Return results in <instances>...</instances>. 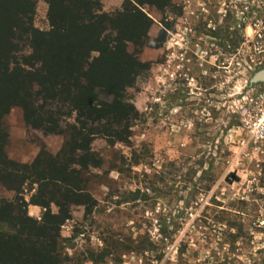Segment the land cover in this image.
<instances>
[{"label": "rangeland", "instance_id": "1", "mask_svg": "<svg viewBox=\"0 0 264 264\" xmlns=\"http://www.w3.org/2000/svg\"><path fill=\"white\" fill-rule=\"evenodd\" d=\"M173 1L182 5L143 9L152 38L169 32L163 48L139 54L152 66L127 90L139 114L130 137L93 142L103 163L88 176L97 207H73L62 228L69 264H264V138L254 127L264 83L249 84L264 69V0ZM106 2L110 13L122 9ZM47 12L39 1L41 31L50 30ZM29 54L23 44L19 57ZM4 126L6 153L19 163L64 143L27 126L19 107ZM14 197L0 184V198Z\"/></svg>", "mask_w": 264, "mask_h": 264}, {"label": "trees", "instance_id": "2", "mask_svg": "<svg viewBox=\"0 0 264 264\" xmlns=\"http://www.w3.org/2000/svg\"><path fill=\"white\" fill-rule=\"evenodd\" d=\"M39 1L48 5L49 31L33 24ZM144 7L163 13L174 4L125 0L106 13L102 0H0V184L15 193L0 198V264H69L62 228L73 207L85 215L97 207L88 176L103 163L93 142L114 146L130 137L139 114L127 90L152 66L139 54L162 48L169 32L152 38ZM23 44L31 54L19 57ZM14 107L32 129L63 136L57 154L42 147L31 164L8 157L4 119ZM30 206L42 209L40 219Z\"/></svg>", "mask_w": 264, "mask_h": 264}, {"label": "crops", "instance_id": "3", "mask_svg": "<svg viewBox=\"0 0 264 264\" xmlns=\"http://www.w3.org/2000/svg\"><path fill=\"white\" fill-rule=\"evenodd\" d=\"M116 2L117 1H119V0H115ZM114 0H111V2H110V5L111 4H114V2H115ZM123 2H122V4H121V6H119L120 7V9L122 8V5H123V3H124V1L125 0H122ZM172 2H173V4L175 5L176 4V2H174L173 0H172ZM102 3H103V10L106 12V13H110V12H108V10H106V9H108L109 7L106 5L107 4V2H106V0H102ZM118 4H119V2H118ZM182 5V4H181ZM180 4H176V6H181ZM146 8V7H145ZM110 9V8H109ZM185 11H186V9H187V7H184L183 8ZM150 34V33H149ZM163 48V47H162ZM161 49V48H160ZM29 214H31L30 216H32V217H34V218H38L39 217V215L41 214V208H39V207H37V206H30L29 207Z\"/></svg>", "mask_w": 264, "mask_h": 264}, {"label": "built area", "instance_id": "4", "mask_svg": "<svg viewBox=\"0 0 264 264\" xmlns=\"http://www.w3.org/2000/svg\"><path fill=\"white\" fill-rule=\"evenodd\" d=\"M255 127V132H257V137H259V139H263L264 138V115L262 116V119L259 120V122L257 124H254ZM260 226H264V220L260 221Z\"/></svg>", "mask_w": 264, "mask_h": 264}, {"label": "water", "instance_id": "5", "mask_svg": "<svg viewBox=\"0 0 264 264\" xmlns=\"http://www.w3.org/2000/svg\"><path fill=\"white\" fill-rule=\"evenodd\" d=\"M262 83H264V69L256 72L249 81L250 86Z\"/></svg>", "mask_w": 264, "mask_h": 264}]
</instances>
